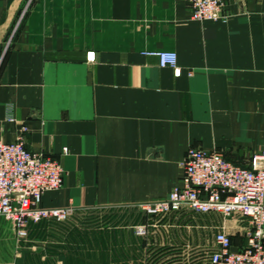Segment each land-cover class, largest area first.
I'll list each match as a JSON object with an SVG mask.
<instances>
[{
    "label": "crops",
    "instance_id": "0c3cea01",
    "mask_svg": "<svg viewBox=\"0 0 264 264\" xmlns=\"http://www.w3.org/2000/svg\"><path fill=\"white\" fill-rule=\"evenodd\" d=\"M223 4L225 21H198L188 0H0V139L27 125L64 171L42 205L72 208L25 247L0 217V264H209L218 230L245 245L240 216L137 207L180 183L189 147L240 166L264 148V0Z\"/></svg>",
    "mask_w": 264,
    "mask_h": 264
},
{
    "label": "built area",
    "instance_id": "2783aa9c",
    "mask_svg": "<svg viewBox=\"0 0 264 264\" xmlns=\"http://www.w3.org/2000/svg\"><path fill=\"white\" fill-rule=\"evenodd\" d=\"M191 18L198 21H225L223 0H188ZM160 67L179 73L177 54L171 50L150 51ZM92 55H88L91 58ZM8 121H14L12 116ZM20 126L13 141L0 139V217L12 224L17 240L27 238L30 224L43 220H65L71 207H45V191L56 190L63 183L59 160L27 148ZM65 149V148H64ZM137 207L146 215L160 216L188 208L196 213L216 212L223 217L240 216L246 221L245 245L232 248L224 230L214 235L215 249L209 264H264V148L251 156L247 166L234 164L219 150L189 147L182 163L180 183L161 199ZM149 224L136 225L137 235L148 234Z\"/></svg>",
    "mask_w": 264,
    "mask_h": 264
},
{
    "label": "rangeland",
    "instance_id": "374dc122",
    "mask_svg": "<svg viewBox=\"0 0 264 264\" xmlns=\"http://www.w3.org/2000/svg\"><path fill=\"white\" fill-rule=\"evenodd\" d=\"M98 213H101V212H99V211H96V212H84V213H82V214H79V216L81 217V218H83V219H87L88 217H90V216H97V215H99ZM27 238L26 239H23V240H19L18 241V244H19V246H21V247H25L26 246V243H27ZM22 254L20 255V258H22ZM21 264H25V263H21Z\"/></svg>",
    "mask_w": 264,
    "mask_h": 264
}]
</instances>
